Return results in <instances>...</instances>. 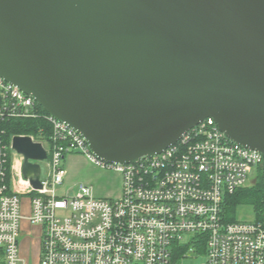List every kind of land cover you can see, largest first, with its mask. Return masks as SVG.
Returning a JSON list of instances; mask_svg holds the SVG:
<instances>
[{
    "label": "water",
    "instance_id": "water-1",
    "mask_svg": "<svg viewBox=\"0 0 264 264\" xmlns=\"http://www.w3.org/2000/svg\"><path fill=\"white\" fill-rule=\"evenodd\" d=\"M0 76L127 164L211 117L264 157V0H0ZM41 188V142L14 135Z\"/></svg>",
    "mask_w": 264,
    "mask_h": 264
},
{
    "label": "built area",
    "instance_id": "built-area-1",
    "mask_svg": "<svg viewBox=\"0 0 264 264\" xmlns=\"http://www.w3.org/2000/svg\"><path fill=\"white\" fill-rule=\"evenodd\" d=\"M33 96L0 76V264H24L23 221L39 229L37 264H183L205 252L203 264H264V223L225 221L228 195L247 186L263 156L232 141L208 117L161 153L114 164L91 152L86 139L49 113ZM45 111V110H44ZM46 112V111H45ZM13 119H45L34 142L47 152L41 188L23 174L24 157L7 141ZM81 154L121 175L114 198H97L90 185L61 195L65 157ZM23 195H29L28 212Z\"/></svg>",
    "mask_w": 264,
    "mask_h": 264
},
{
    "label": "rangeland",
    "instance_id": "rangeland-1",
    "mask_svg": "<svg viewBox=\"0 0 264 264\" xmlns=\"http://www.w3.org/2000/svg\"><path fill=\"white\" fill-rule=\"evenodd\" d=\"M44 166V174L47 172V162L42 161ZM63 166L67 169V178L64 186L58 188V192L61 195H74L78 192V186L80 184L90 185L97 198H114L120 194L121 191V175L113 169L100 168L91 162L88 158L81 154H75L72 161L69 159ZM259 167H255L251 172L247 180V186H252L256 182V177L262 171ZM259 171V172H258ZM23 210L24 213L28 212L27 200L29 195H23ZM238 220L241 221H254L256 214L252 206H240L237 212ZM26 227L27 225L24 224ZM31 228V227H30ZM36 230V231H35ZM37 227L31 228V232L23 233L22 244L20 243V254L24 256L28 255L32 259L35 257L38 250L36 244V235L38 236ZM205 252L200 253V256L196 259L185 258L183 264H203L205 262Z\"/></svg>",
    "mask_w": 264,
    "mask_h": 264
},
{
    "label": "trees",
    "instance_id": "trees-1",
    "mask_svg": "<svg viewBox=\"0 0 264 264\" xmlns=\"http://www.w3.org/2000/svg\"><path fill=\"white\" fill-rule=\"evenodd\" d=\"M43 113H47L42 109ZM45 127L49 129V124L45 119H13L5 124L6 140L9 141L14 135L37 136V129ZM260 170V169H259ZM259 172V171H258ZM262 172V171H261ZM260 172V174H261ZM259 174V175H260ZM240 206H252L254 208L255 221L264 223V178L260 176L258 181L252 186H244L234 194L228 195L225 200L223 217L225 221H237V212Z\"/></svg>",
    "mask_w": 264,
    "mask_h": 264
},
{
    "label": "crops",
    "instance_id": "crops-1",
    "mask_svg": "<svg viewBox=\"0 0 264 264\" xmlns=\"http://www.w3.org/2000/svg\"><path fill=\"white\" fill-rule=\"evenodd\" d=\"M74 156H75V154L68 155V156L65 157V160L64 161L66 162L68 159H69V161H72ZM24 224H26L27 227ZM30 227L33 228L34 226L31 225L29 223V221L24 220L23 221V229H22L21 236H20V239H19V245H20V243L22 244V242H23L22 234L24 232L25 233H28V234L31 232V228ZM38 231H39V229L37 228V232H36L37 234H38ZM36 239H37L36 244H37L38 250L36 252L35 257H33L31 259L30 256H28V255L24 256L22 254V252L20 254L24 264H37L40 261V257H41L40 236L39 235L38 236L36 235ZM1 256H2V249L0 248V258H1Z\"/></svg>",
    "mask_w": 264,
    "mask_h": 264
},
{
    "label": "flooded vegetation",
    "instance_id": "flooded-vegetation-1",
    "mask_svg": "<svg viewBox=\"0 0 264 264\" xmlns=\"http://www.w3.org/2000/svg\"><path fill=\"white\" fill-rule=\"evenodd\" d=\"M261 167L263 168V169H262V172H261L260 175H258V176L256 177V181H258V179L260 178V176L264 178V158H263L262 163L259 165V168H258V169H260Z\"/></svg>",
    "mask_w": 264,
    "mask_h": 264
}]
</instances>
